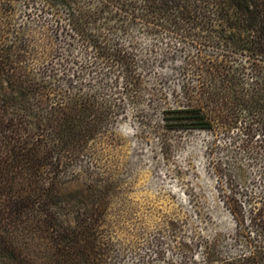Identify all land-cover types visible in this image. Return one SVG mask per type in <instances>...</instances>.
<instances>
[{
    "label": "trees",
    "instance_id": "1",
    "mask_svg": "<svg viewBox=\"0 0 264 264\" xmlns=\"http://www.w3.org/2000/svg\"><path fill=\"white\" fill-rule=\"evenodd\" d=\"M126 120L165 157L238 128L212 162L231 235L126 222ZM241 151L264 161V0H0V264H154L142 247L158 264H264V165L253 191Z\"/></svg>",
    "mask_w": 264,
    "mask_h": 264
},
{
    "label": "rangeland",
    "instance_id": "2",
    "mask_svg": "<svg viewBox=\"0 0 264 264\" xmlns=\"http://www.w3.org/2000/svg\"><path fill=\"white\" fill-rule=\"evenodd\" d=\"M118 133L126 139L123 155L125 163L130 165L122 175L125 219L129 225L145 232L149 238L171 219L182 225L188 235L193 228L204 234L214 231L225 235L233 233L234 221L223 203L221 192L227 189L226 181L218 179L212 170V162L225 160L228 148L235 145L233 141L240 142L238 128L229 133L193 131L184 134L178 137L166 157L162 155L156 137H151L149 143L136 138L130 120L119 126ZM256 138L258 135L254 140ZM245 154L241 151L238 157L251 181L249 188L257 192L263 186L258 168L264 161L261 159L256 165L249 166ZM253 181L256 182L252 184ZM141 255L149 257L154 264L160 262L146 247H142ZM173 256V252L164 249L165 259ZM132 262L133 256L129 255L123 264Z\"/></svg>",
    "mask_w": 264,
    "mask_h": 264
}]
</instances>
